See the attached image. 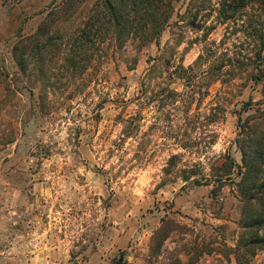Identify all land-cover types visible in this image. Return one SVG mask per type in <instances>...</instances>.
<instances>
[{
  "label": "rangeland",
  "instance_id": "obj_1",
  "mask_svg": "<svg viewBox=\"0 0 264 264\" xmlns=\"http://www.w3.org/2000/svg\"><path fill=\"white\" fill-rule=\"evenodd\" d=\"M62 1L0 0V69L15 88L0 78V264H176L204 246L212 253L195 264H236L227 247L240 232V198L233 186L206 180L227 152L241 163L236 111L251 98L257 107L260 85L238 79L219 94L217 83L202 99L169 102L161 91L183 92L180 79L142 88L156 43L137 52L132 42L118 50L106 41L86 72L59 73L46 89L34 71L21 73L13 49ZM98 1L86 0L82 11ZM187 3L175 2L160 38L185 66L228 36L215 14L191 30L180 19ZM166 218L179 227L154 253ZM251 264H264V250Z\"/></svg>",
  "mask_w": 264,
  "mask_h": 264
},
{
  "label": "trees",
  "instance_id": "obj_2",
  "mask_svg": "<svg viewBox=\"0 0 264 264\" xmlns=\"http://www.w3.org/2000/svg\"><path fill=\"white\" fill-rule=\"evenodd\" d=\"M176 1L99 0L89 10L82 11L86 0H63L52 6L35 33L21 37L13 49V56L21 73L34 71L44 88L53 89L56 81L64 77L59 73L75 76L86 72L95 57L101 55L106 41L118 50L132 42L137 52L156 43L159 54L150 57L142 88L155 79L163 82L180 79L183 92L170 85L161 91L169 102L178 97L202 99L217 83L221 84L219 94L235 86L238 79L243 81V86L250 82L260 85L261 99L255 103L257 107H251V98L236 111L235 144L241 153V163L227 152L219 164L212 165L211 178L206 180L208 184L214 183L217 189L226 185L235 188L240 198L237 221L240 232L235 245L227 247V251L234 255L236 264H251L258 252L264 250V0H188L180 19L191 30H201V18L215 14L216 22L226 26V34H230L218 45H206L188 66L173 60L170 44L161 47L160 43L163 31L174 16ZM83 13L79 25L74 27L75 19ZM134 60L136 62V58ZM1 77L6 89L14 92L8 75L0 69ZM143 93H147L146 89ZM221 104L218 102L216 109L223 114L225 109ZM213 115H209L211 122H217L219 117L213 119ZM14 140L12 136L3 143ZM194 184L201 185L202 180L195 179ZM178 227L171 218L163 220L153 236L154 253L161 250L170 232ZM194 250L195 254L190 255L187 262L177 259L176 264H195L205 253H212L207 246ZM120 258L123 261L124 255Z\"/></svg>",
  "mask_w": 264,
  "mask_h": 264
}]
</instances>
